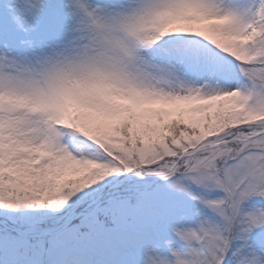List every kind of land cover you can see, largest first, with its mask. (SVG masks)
<instances>
[{"label": "rangeland", "instance_id": "rangeland-1", "mask_svg": "<svg viewBox=\"0 0 264 264\" xmlns=\"http://www.w3.org/2000/svg\"><path fill=\"white\" fill-rule=\"evenodd\" d=\"M0 264H264V0H0Z\"/></svg>", "mask_w": 264, "mask_h": 264}, {"label": "trees", "instance_id": "trees-1", "mask_svg": "<svg viewBox=\"0 0 264 264\" xmlns=\"http://www.w3.org/2000/svg\"><path fill=\"white\" fill-rule=\"evenodd\" d=\"M162 113H165L166 114V112L165 111H162V112H158L157 114H154V113H152V112H147L146 114H154V115H159V117H158V119H160L161 117L163 118V119H165L163 116H161V114ZM144 114V113H143ZM182 116H183V114H178L177 116L174 114V121H176V122H179V121H181V118H182ZM76 118H78L77 117V115L74 117V119L73 120H75ZM168 119H170V118H168ZM168 119H165V120H168ZM130 120V118H128V121ZM124 123V119H122V120H120V122H119V124L121 125V124H123ZM129 123H130V121L128 122V123H126V125L128 126L129 125ZM132 124H134V123H130V125H132ZM125 125V126H126ZM129 125V126H130ZM174 125V124H173ZM124 126V127H125ZM128 126V127H129ZM131 132H132V130H131ZM98 145H99V147H101L102 148V150H104L105 151V153H107L108 155H110L114 160H116V162L117 163H119V165L122 167V165H124V164H122L121 165V162H120V160H118V158L117 157H115V156H113L112 154H110L109 152H107V150H105L106 148L103 146V145H101L99 142L97 143ZM122 169V168H121ZM128 170V169H127ZM129 172H130V170H128V174H129ZM139 172H141V170H139V171H137V170H134V172L133 173H139ZM130 174H131V172H130ZM103 202H104V200H103ZM98 204V203H97ZM59 227V226H58ZM58 227H56V230H58L59 228ZM2 229H4V228H2ZM55 230V231H56ZM26 234H30V233H26ZM35 235H40V234H35ZM229 238H231V235H228L227 236V238L226 239H229Z\"/></svg>", "mask_w": 264, "mask_h": 264}]
</instances>
